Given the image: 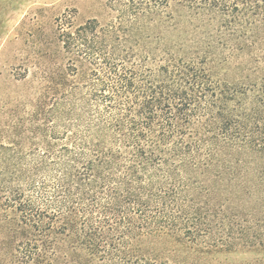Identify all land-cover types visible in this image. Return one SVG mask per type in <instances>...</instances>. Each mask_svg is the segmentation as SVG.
I'll list each match as a JSON object with an SVG mask.
<instances>
[{"label": "trees", "instance_id": "16d2710c", "mask_svg": "<svg viewBox=\"0 0 264 264\" xmlns=\"http://www.w3.org/2000/svg\"><path fill=\"white\" fill-rule=\"evenodd\" d=\"M173 1L56 19L0 109V264H264V0Z\"/></svg>", "mask_w": 264, "mask_h": 264}, {"label": "rangeland", "instance_id": "374dc122", "mask_svg": "<svg viewBox=\"0 0 264 264\" xmlns=\"http://www.w3.org/2000/svg\"><path fill=\"white\" fill-rule=\"evenodd\" d=\"M110 6L111 0H0V109L26 74L32 77L38 71L43 57L51 59L57 48L58 17L68 12L79 22H107L113 16ZM5 117L0 114V120ZM253 257L254 253L229 256L237 261Z\"/></svg>", "mask_w": 264, "mask_h": 264}]
</instances>
